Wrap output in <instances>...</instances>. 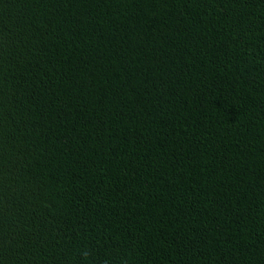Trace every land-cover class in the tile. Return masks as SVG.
Masks as SVG:
<instances>
[{"label":"trees","instance_id":"1","mask_svg":"<svg viewBox=\"0 0 264 264\" xmlns=\"http://www.w3.org/2000/svg\"><path fill=\"white\" fill-rule=\"evenodd\" d=\"M0 264H264V0H0Z\"/></svg>","mask_w":264,"mask_h":264}]
</instances>
